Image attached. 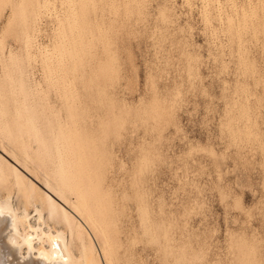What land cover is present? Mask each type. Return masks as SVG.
<instances>
[{"label": "rangeland", "instance_id": "rangeland-1", "mask_svg": "<svg viewBox=\"0 0 264 264\" xmlns=\"http://www.w3.org/2000/svg\"><path fill=\"white\" fill-rule=\"evenodd\" d=\"M135 1L0 2V151L81 144L112 264H264V0Z\"/></svg>", "mask_w": 264, "mask_h": 264}, {"label": "bare ground", "instance_id": "bare-ground-1", "mask_svg": "<svg viewBox=\"0 0 264 264\" xmlns=\"http://www.w3.org/2000/svg\"><path fill=\"white\" fill-rule=\"evenodd\" d=\"M1 1L2 0H0V2ZM136 1H138V0H136ZM225 1H227V0H224V2ZM229 1H231V0H229ZM254 1H256V0H254ZM205 2L202 1V3H205ZM208 2H209V0H208ZM219 2H221V1H219ZM131 4H133V2H131ZM210 4H212L211 1H210ZM227 4H231V3L227 2ZM227 4H225V5H227ZM202 5H204V4H202ZM200 7H201V5H200ZM223 7H221V8H223ZM227 7H229V6H227ZM227 7H225V8H227ZM231 7H232V5H231ZM237 8H238V6H237ZM256 8H258V7H256ZM231 10H233V9H231ZM159 11H162V10H159ZM216 11H218V10H216ZM228 11L227 12L230 13V9ZM261 12H262V10H261ZM263 12H264V10H263ZM246 13H244V14H246ZM235 14H237V13H235ZM262 14L264 16V13H262ZM210 15H211V13H210ZM232 15H234V14H232ZM160 16H161V14H160ZM203 16H202V18H203ZM229 16H231V15H229ZM211 18H213V16ZM228 18L226 19V21L229 22L230 18H229V20H228ZM214 19H215V17H214ZM221 19H223V18H221ZM253 19L254 18H252V20ZM202 20L204 21V18ZM216 20H215V22H216ZM217 21L220 22L219 19ZM259 21H262V20L260 19ZM255 22H256V20H255ZM225 23H227V22H225ZM208 24H209V22H208ZM221 24H223V21L221 22ZM244 24H243V27H244ZM224 25H221V26H224ZM228 25H230V24H228ZM232 25H234V24H232ZM206 26H208V25H206ZM259 26L257 28H260ZM229 28H231V26ZM232 28H233V26H232ZM223 29H224V27H223ZM226 29L227 28H225V30ZM235 29H237V28H235ZM261 29H259V30H261ZM250 30H251V27H250ZM254 30H256V29H254ZM228 31H229V29H228ZM262 31L263 30H261V32ZM231 32H232V30H231ZM233 32H234V30H233ZM239 32L240 31H238V33ZM242 33H243V30H242ZM233 35H235V34H233ZM240 36H241V34H240ZM240 36L239 37L237 36V37L240 38ZM258 36L260 37V35H258ZM262 36H264V35H262ZM229 37H230V35H229ZM249 37H250V35H249ZM241 38L244 39L243 37H241ZM247 38H248V36H247ZM248 39H250V38H248ZM232 41H233V39H232ZM236 41H238V39ZM254 41H256V40H254ZM258 41H260V40H258ZM240 45H242V44H240ZM237 47H238V45H237ZM242 47H244V46H242ZM240 50H241V48H240ZM240 50H239V52H241ZM10 52H12V51H10ZM10 52H7V53H10ZM13 52H15V51H13ZM12 54H15V53H12ZM43 55H45L44 52H43ZM8 56L4 55V57H6V58ZM1 57H0V59L2 60L3 58H1ZM12 57H13L12 59L14 60V55H12ZM8 59L10 60L11 58L9 57ZM5 60H7V59H5ZM12 62H14V61H12ZM8 64H11V63H8ZM12 64H14V63H12ZM6 65H7V63H6ZM11 67L12 66H10V68ZM2 73H4V72H2ZM6 74H8V72ZM8 75H10V74H8ZM4 77H6V76H4ZM7 77H9V79H11V76H7ZM21 82H22V80H21ZM2 85H3V83H2ZM9 85H10V83H9ZM20 89H22V86ZM0 93H2V92H0ZM234 93H233V96H234ZM34 94H35V92H34ZM236 95L237 94H235V96ZM0 96H3V94ZM241 96H242V94H241ZM232 99H234V98H232ZM0 100H1V97H0ZM236 100H235V102H236ZM240 104H242V102ZM237 107L238 106H236V108ZM241 107H240V109H241ZM233 109H234V107H233ZM242 110H243V108H242ZM238 113L240 114V112H238ZM237 116H239V115L237 114ZM238 118H241V116ZM23 119H25V117H23ZM20 120H21V118H20ZM65 120H67V119H65ZM21 121H19V122H21ZM32 121H33V119L31 120V122ZM62 121L64 122V120H62ZM240 121H243V120L240 119ZM4 122H6V121H4ZM71 122H73V121L71 120ZM38 123L39 122H37V124ZM0 124H1V122H0ZM29 124H30V122H29ZM48 124H49V122H48ZM65 124H62V125H65ZM23 125L24 124H22V127H23ZM59 125H60V123H59ZM59 125H57V127ZM67 126H69V125H67ZM70 126H72V124ZM76 126L77 125H75L74 128ZM7 127L8 126H6V128L3 127L4 131H5V129H7ZM42 127H43V125H42ZM13 128H15V126H13ZM24 128H26V127H23V132L25 133L26 130L24 131ZM62 128H63V126H62ZM62 128H61V131L62 130L65 131L64 129H66V128H64V129H62ZM18 129H20V128H18ZM51 129H52V127H51ZM71 129H72V127H71ZM0 130H1V128H0ZM48 130L49 129H47V131ZM15 131L16 130H14V132ZM30 131H34V130H30ZM39 131H36V132L39 133ZM59 131L60 130H58L57 132H59ZM74 131L77 132L78 130L77 131L74 130ZM40 132H41V134L40 135L38 134L39 136L46 134L43 131H40ZM52 132L54 133V130ZM78 132L80 133V131H78ZM78 132H77V135H78ZM229 132H231V131H229ZM17 134L18 133H16V134L10 133L8 135V136H10V138L6 137L7 140L11 141L10 143L13 144V145L11 144V146H10L12 148L10 150L7 149L8 151H6V153L0 151V191H3L2 193H4V191H6L5 193L7 194V195L4 194V196L6 195V197H4V196H2L3 194H1V192H0V195H1L0 196V213H2V215H0V264H112V261H113V260H111V251H112L111 243L112 242H111V237L110 236L108 237L109 230H111L110 227H108V223H110V222L106 223L107 221H106V219H104L105 218L104 212H102L103 214H101V212H99L100 214L96 213L97 208L103 205L102 201L99 198L100 192H99L98 188L96 187L97 185L94 186V184H93V186H91L90 185L91 182H90V184H87L89 182L84 184L85 177L87 179L90 178L89 175L91 174V170L87 169L88 167H86L83 152H81L82 150H81V148H79L80 143H78L76 145L77 147H75V149H73V146H75L74 143H72L73 140H70L67 137H66L67 139L62 138L63 142H62L61 146H59L57 139H53V138H56L54 136L52 138L53 143H50L49 142L50 140H49L48 141L49 143L43 142V145H41L42 142H40V140H39V145L41 146L40 147L41 150H40L39 154H36V156H34V158H36L38 161L37 162L35 160L37 162V164L35 163V169H34V167H33L34 164L31 165L28 163V160H27L28 156L22 151L23 146L19 145L20 142L18 144L15 143V145H14V142H17L18 137H19ZM20 134H22V133H20ZM34 134H35V132H34ZM2 135H4V134H2ZM2 135L0 136V146H1V144H4L3 140L5 137H3ZM81 135H83V134H81ZM46 136H47V134H46ZM46 136L43 138L44 139L47 138ZM51 136H52V134H51ZM74 136H75V134H74ZM78 136H80V135H78ZM85 137L87 138V136H85ZM85 137L83 136V138H85ZM89 137H91V136H89ZM25 139H26V137H25ZM30 139L32 140V138H30ZM59 139H61V138H59ZM93 140H94V138H93ZM42 141H43V139H42ZM90 141H91V139H90ZM92 142L95 144V141H92ZM86 145H87V142H86ZM89 145L91 146V144H89ZM19 146H21L22 150ZM2 147H3V145H2ZM4 147L8 148L6 146H4ZM85 147L83 145V148H85ZM89 148H91V147H89ZM3 150H4V148H3ZM19 150L22 151L21 154L19 153ZM88 150H90V149H88ZM91 150H92V148H91ZM90 152H92V151H90ZM19 157L21 159H19ZM29 157L32 158V156H30V155H29ZM30 160H32V159H30ZM47 161H49V165L45 166ZM88 161H89V159H88ZM90 162H92V160ZM17 163H23L25 170L22 169L20 167L21 165L19 166ZM39 168L42 171L41 173H40V171L39 172L37 171V170H40ZM31 170H33V171L36 170L40 174V177H38V179H40L42 181V184L39 183L35 178L31 177V175L28 173ZM26 176H28V177L30 176V177L27 178ZM91 176H92V174H91ZM13 198L22 203L21 204L19 202L22 205L21 208H18L17 205L13 204ZM29 206L30 207L32 206V213L33 214L28 211ZM103 208H101V210ZM99 211H100V209H99ZM104 211H105V208H104ZM106 214H108V213H106ZM50 223H54L57 225L61 224V225H63V229L53 230L52 229L53 226L49 227ZM143 226H144L143 229L147 228V227H145V225H143ZM115 245L116 244H114V246ZM74 249L77 252L76 255L73 253ZM112 256H113V253H112Z\"/></svg>", "mask_w": 264, "mask_h": 264}, {"label": "snow or ice", "instance_id": "snow-or-ice-1", "mask_svg": "<svg viewBox=\"0 0 264 264\" xmlns=\"http://www.w3.org/2000/svg\"><path fill=\"white\" fill-rule=\"evenodd\" d=\"M4 7H7V5H3ZM262 213H264V207H262L261 209ZM0 215H2V213H0Z\"/></svg>", "mask_w": 264, "mask_h": 264}]
</instances>
